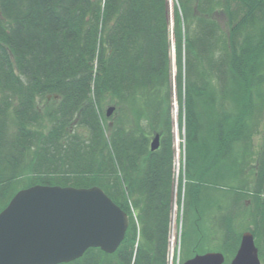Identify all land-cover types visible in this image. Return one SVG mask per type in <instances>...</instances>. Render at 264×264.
<instances>
[{
    "label": "trees",
    "instance_id": "trees-1",
    "mask_svg": "<svg viewBox=\"0 0 264 264\" xmlns=\"http://www.w3.org/2000/svg\"><path fill=\"white\" fill-rule=\"evenodd\" d=\"M177 4L172 12L170 0H0V211L31 185H97L129 215L114 253L90 247L60 264L169 263L173 49L188 156L182 258L198 252L204 220L229 264L242 218L264 262V142L253 154L250 139L264 119V0ZM239 80L255 96L236 116ZM208 131L219 141L211 158L202 157ZM220 159L253 179L230 175L227 189L204 177Z\"/></svg>",
    "mask_w": 264,
    "mask_h": 264
},
{
    "label": "water",
    "instance_id": "water-1",
    "mask_svg": "<svg viewBox=\"0 0 264 264\" xmlns=\"http://www.w3.org/2000/svg\"><path fill=\"white\" fill-rule=\"evenodd\" d=\"M114 111L107 109L110 116ZM160 145V134L151 149ZM129 215L100 186L35 184L22 188L0 211V264H60L90 247L114 253ZM222 251L197 253L183 264H224ZM229 264H262L254 233L246 230Z\"/></svg>",
    "mask_w": 264,
    "mask_h": 264
},
{
    "label": "rangeland",
    "instance_id": "rangeland-1",
    "mask_svg": "<svg viewBox=\"0 0 264 264\" xmlns=\"http://www.w3.org/2000/svg\"><path fill=\"white\" fill-rule=\"evenodd\" d=\"M175 5L177 4V0H170V7L172 12L175 9ZM176 64H175V56L173 54V60H172V100H171V114H172V121H173V132H174V148H175V159H174V202H173V207H172V212H171V220H170V248H169V263L168 264H182L184 261L183 253H182V235H183V228H184V199H185V189H186V184H187V178H186V170H187V140H186V131L184 127V118H183V113L180 115L181 112V107L179 104V98H178V91L176 87ZM240 84L238 85V90L236 89V98H239L237 100V103L234 104V109L235 113L234 115L237 116V113L245 110V100L249 93H251V90L249 87H246L244 84H242V81L239 80ZM255 96L254 90L252 93ZM253 100V98H252ZM261 100V99H260ZM258 102L259 100L256 99L255 102ZM261 102V101H260ZM115 104H110L108 105L107 108L113 106L115 110ZM252 111V110H251ZM115 112V111H113ZM113 114V113H112ZM111 114V115H112ZM253 114V111H252ZM256 115V114H255ZM182 116V124L180 122V117ZM257 116V115H256ZM177 128V130H176ZM177 134L179 139L177 138ZM155 136V135H154ZM152 136V140L154 138ZM216 134L213 131H208L205 135V151L202 153V157L206 155L205 158H211L213 156V147L217 145L219 142L218 139L215 141ZM240 138V137H239ZM253 143V147L251 149V152L254 154L257 149L261 147V144L264 142V119L263 117L260 118V122L257 126L255 127L254 130L252 131V136L250 137ZM240 140H237L236 142H239ZM238 145V146H237ZM237 146V147H236ZM236 146L234 147L236 151H243L242 149V144L241 143H236ZM233 149V148H232ZM240 161L243 160L242 156H240ZM204 161V160H203ZM205 162V161H204ZM230 161L229 160H222L220 159L219 162H214L213 166L209 168L208 172L204 174V177L207 179H213V180H218L221 183L227 184L228 180H232L230 175L236 176L235 173H233V170L235 167L230 168ZM249 164V163H248ZM247 164V165H248ZM241 166V164H240ZM229 172V173H228ZM223 177V178H222ZM227 179H224V178ZM237 182L245 183L247 184L249 181L253 179V175L251 172L248 170L246 172H241L237 174ZM231 184H235L231 182ZM249 185H251L249 183ZM228 189V186H226ZM223 190V189H222ZM221 193V190H220ZM212 195L211 193L206 195L205 198L206 200L208 199L207 202L212 200ZM247 202H250V199H246ZM205 208V206H204ZM207 213H211L210 209L208 207L205 208ZM204 210V211H205ZM176 215V216H175ZM205 223V225H203ZM208 227H210L204 220H201L200 222V228L202 229L201 234L202 238L199 239V244L197 246V253H204L206 251H216L218 250V247L214 243V241L211 242L212 239H210L208 231ZM249 227V223L247 219L243 220L242 218L238 221V228L242 229L243 232L246 230H251V228L245 229ZM205 231V232H204ZM252 231V230H251ZM242 232V233H243ZM176 234L177 240L172 241L173 239V234ZM214 236L217 237V234H219V230H214L212 232ZM217 241V240H216ZM256 241V237H255ZM187 253L190 252V249L186 251ZM190 255V253H189ZM188 256V255H187ZM192 257V256H191ZM262 261V260H261ZM264 264V262L262 261Z\"/></svg>",
    "mask_w": 264,
    "mask_h": 264
},
{
    "label": "bare ground",
    "instance_id": "bare-ground-1",
    "mask_svg": "<svg viewBox=\"0 0 264 264\" xmlns=\"http://www.w3.org/2000/svg\"><path fill=\"white\" fill-rule=\"evenodd\" d=\"M176 130H177V128H176ZM177 138L179 139L178 134H177ZM175 216H176V215H175ZM172 237H173L172 241H176V240H177V237H176V234H175V233L173 234Z\"/></svg>",
    "mask_w": 264,
    "mask_h": 264
}]
</instances>
